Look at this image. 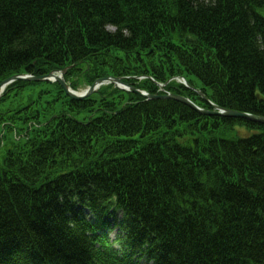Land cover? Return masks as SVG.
I'll return each mask as SVG.
<instances>
[{"label":"trees","instance_id":"16d2710c","mask_svg":"<svg viewBox=\"0 0 264 264\" xmlns=\"http://www.w3.org/2000/svg\"><path fill=\"white\" fill-rule=\"evenodd\" d=\"M263 9L264 0H0V82L67 68L73 89L112 74L154 94L155 81L177 76L220 107L264 116ZM35 84L11 82L0 102ZM164 90L210 108L176 80ZM43 92L8 117H38ZM98 92L67 100L98 103L89 117L37 119L2 152L0 264H264V124L112 84Z\"/></svg>","mask_w":264,"mask_h":264},{"label":"rangeland","instance_id":"374dc122","mask_svg":"<svg viewBox=\"0 0 264 264\" xmlns=\"http://www.w3.org/2000/svg\"><path fill=\"white\" fill-rule=\"evenodd\" d=\"M264 13V9L262 10ZM111 29V28H109ZM195 84L197 86L200 85V82L194 78ZM88 88V84L86 82H81L76 91H82ZM48 90V92H43L38 100V103L35 105L34 110L38 111V117H31L32 111L25 109L20 114H16V118H10L8 115H13V110L24 107L29 101L32 102L33 99L38 97V93L40 90ZM57 88L51 83L46 81H39L37 84L30 87V85H26L23 91L17 93V91H11L8 97L4 98L0 102V115L5 120L6 124L3 127L0 124V158L2 152L6 148H9L12 142H22L24 141V133L29 128V130H33L37 125V119L39 121H44L47 118L56 116V114L64 111L66 114L75 117L76 119L82 120L89 117L93 112H91V108L98 106V103L93 104V106L87 107H77L74 102H67L70 100L69 96L63 91L60 92V97L56 98ZM100 93L98 91H93L86 98H92L94 100L100 99ZM105 95V93H103ZM127 97V96H126ZM79 101V100H76ZM117 101V99H114ZM6 110H10L9 113L5 112ZM7 113V114H6ZM27 117L28 119L24 120ZM9 127L11 129H9ZM235 134L238 136H244L251 131L246 130L243 127H235ZM18 135L16 136V134ZM33 135L32 131H29V135ZM231 136V134H230ZM4 142V143H3ZM120 216V213L116 214ZM90 216V214H89ZM116 216V217H117ZM118 218V217H117ZM116 229H113L109 232V237L112 239L114 237Z\"/></svg>","mask_w":264,"mask_h":264},{"label":"water","instance_id":"95a60500","mask_svg":"<svg viewBox=\"0 0 264 264\" xmlns=\"http://www.w3.org/2000/svg\"><path fill=\"white\" fill-rule=\"evenodd\" d=\"M66 70L67 68H63L62 70H54V71H50L47 74L38 75V76L29 74V73L16 74V75L9 76L0 82V96L2 94L1 92L2 89L4 90L5 86H7L8 84H10L11 82L15 80H26V81H33V82H39V81L54 82L55 81L62 87V89L67 94V96H69V98L75 99V100L84 99L87 96H89L91 92L96 91L102 85L110 83L119 89L130 91L145 99H173V100H176L202 115L227 117V118H241V119H246L252 122L264 124V116L255 115V114L238 111V110H234L230 108H223L218 105H215L208 98H206V96L200 90H197L198 94L204 98L205 102H207L211 106V108L200 107L188 97H185L183 95L176 94V93L168 92V93H163V94L161 93L160 94L159 93L150 94L135 86L128 85L127 83L121 80V77H107V76L98 77L88 86V88L85 91L77 92L76 90L71 89L68 83L64 80V74ZM171 79H173V77H170L164 83L156 82V84L160 89H163V87ZM188 86L192 89H195L190 84H188Z\"/></svg>","mask_w":264,"mask_h":264},{"label":"clouds","instance_id":"9594fccd","mask_svg":"<svg viewBox=\"0 0 264 264\" xmlns=\"http://www.w3.org/2000/svg\"><path fill=\"white\" fill-rule=\"evenodd\" d=\"M49 73V72H48ZM30 74V73H29ZM33 75V74H32ZM36 76H38V75H36ZM141 78L143 77V76H140ZM175 77V78H174ZM65 80V79H64ZM168 80V79H167ZM172 80H176V81H178V82H181V83H183L184 85H186V86H188V83L186 82V80L183 78V77H177V76H173V79H171L170 81H172ZM169 81V82H170ZM47 82V81H46ZM55 82V81H54ZM166 82V81H165ZM168 82V83H169ZM52 83V82H51ZM57 83V82H56ZM159 83H161V82H159ZM167 83V84H168ZM110 84V83H109ZM166 84V85H167ZM68 85H69V83H68ZM104 85H107V84H104ZM113 85V84H112ZM157 85V84H156ZM165 85V86H166ZM191 85V84H190ZM89 86V85H88ZM103 86V85H102ZM114 86V85H113ZM165 86L163 87V89H160L159 87H158V90L159 91H163V92H161V94H163V93H168V91H165L164 90V88H165ZM115 87V86H114ZM189 87V86H188ZM193 88H195L194 86H193ZM119 89V88H118ZM192 89V88H191ZM122 90V89H121ZM142 90V89H141ZM125 91H127V90H125ZM130 92V91H129ZM147 92V91H146ZM202 92V91H201ZM149 93V92H148ZM170 93V92H169ZM172 93V92H171ZM203 93V92H202ZM151 94V93H150ZM154 94H156V93H154ZM159 94H160V92H159ZM2 95V94H1ZM181 95V94H180ZM1 97V96H0ZM186 97V96H185ZM207 98V97H206ZM85 99V98H84ZM190 99V98H189ZM209 99V98H208ZM72 100H75V99H72ZM203 100H204V98H203ZM210 100V99H209ZM211 101V100H210ZM204 102H205V100H204ZM212 102V101H211ZM205 104H208L207 102H205ZM214 104V103H213ZM216 105V104H215ZM210 106V105H209ZM201 107V106H200ZM205 108V107H204ZM210 108H211V106H210ZM248 113V112H247ZM206 116V115H205ZM260 124V123H259Z\"/></svg>","mask_w":264,"mask_h":264},{"label":"bare ground","instance_id":"6f19581e","mask_svg":"<svg viewBox=\"0 0 264 264\" xmlns=\"http://www.w3.org/2000/svg\"><path fill=\"white\" fill-rule=\"evenodd\" d=\"M105 76H107V77H121V80L123 81V82H125V78H124V76H119V75H104V76H100V77H105ZM143 76V78H146V77H149L148 75H142ZM139 78H141V77H139ZM96 79V78H95ZM94 79V80H95ZM93 80V81H94ZM157 81H155V83H156ZM125 83H127V82H125ZM128 84V83H127ZM128 85H130V84H128ZM8 86V85H7ZM7 86H5V88L7 87ZM131 86H134V85H131ZM70 87V86H69ZM136 87V86H135ZM5 88H4V90L2 89V94L4 93V91H5ZM62 88V87H61ZM71 88V87H70ZM117 88V87H116ZM71 89H73V88H71ZM100 89V87L96 90V91H98ZM73 90H76V89H73ZM86 90V89H85ZM85 90H82V91H77V92H83V91H85ZM143 90V89H142ZM62 91H64L63 89H62ZM145 91V90H144ZM22 109H24L23 107H22ZM23 110H21L20 112H19V114L22 112ZM28 112H29V110H28ZM62 112V111H61ZM63 113V112H62ZM65 113V112H64ZM60 115H62V114H59V116ZM56 116H57V114H56ZM56 116H53V117H56Z\"/></svg>","mask_w":264,"mask_h":264}]
</instances>
